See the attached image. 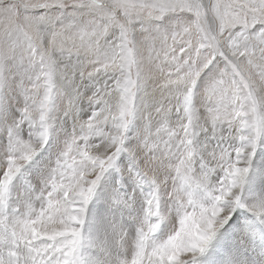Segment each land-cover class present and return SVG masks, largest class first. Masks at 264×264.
Segmentation results:
<instances>
[{
    "label": "snow or ice",
    "instance_id": "snow-or-ice-1",
    "mask_svg": "<svg viewBox=\"0 0 264 264\" xmlns=\"http://www.w3.org/2000/svg\"><path fill=\"white\" fill-rule=\"evenodd\" d=\"M0 118V264H242L233 212L264 224V194L242 198L264 148V0H0ZM54 129V166L18 189Z\"/></svg>",
    "mask_w": 264,
    "mask_h": 264
},
{
    "label": "rangeland",
    "instance_id": "rangeland-1",
    "mask_svg": "<svg viewBox=\"0 0 264 264\" xmlns=\"http://www.w3.org/2000/svg\"><path fill=\"white\" fill-rule=\"evenodd\" d=\"M24 135L25 136H27V131H25V133H24ZM65 135L66 134H62V133H60L59 135H56L55 137H57V139L60 141V143H61V146H62V144H63V141H64V139H65ZM48 147H47V146ZM45 145V147L40 151V152H38L34 157H33V159L31 160V161H29V163H28V165L26 164L25 165V168L24 169H26V170H28V174L27 173H25L26 174V177L24 178L23 176H24V173L23 172H27V171H23L22 172V174H23V176L21 175H18V177L16 178V181L17 182H14L16 185H17V187H18V189H23L25 186H27V184L28 183H30V182H33L34 183V181H31V179L32 178H34V177H39V178H42V176H46L47 174H48V172L47 171H50L51 170V168L53 167V165L55 164V159H56V156H57V154H58V151L56 152H54V148H52V147H50L48 144H46ZM6 147L7 146H4L3 148H2V150L1 151H5L6 150ZM44 149H45V153L43 152L44 151ZM264 148H258L257 149V154H256V157H254L253 158V167H252V171H254V172H251V170H250V172H249V174L250 175H248V177H247V179L245 180V182H244V185H243V189H242V198L243 199H245V200H248V201H251V200H253V195L255 194V193H257V194H255L254 195V199L255 198H257L258 196H260L261 195V193L262 192H264V179L262 178V176H261V173H264V160L262 161V159H264V157H262V153H264ZM40 153H43V155L44 156H46V158L48 159V160H44V161H42V162H49L50 161V164L49 165H51L50 166V169L49 170H46V167L44 166V164H42V166L40 167V168H38V169H35L34 170V168L32 167L33 165H34V160H35V158L40 154ZM261 159V160H260ZM51 160H52V162H51ZM256 160V161H255ZM255 161V162H254ZM31 162V163H30ZM259 162V163H258ZM4 163H6V161L5 160H3L2 159V162L0 163V164H4ZM33 163V164H32ZM53 164V165H52ZM255 164H256V166H255ZM30 165V166H29ZM32 165V166H31ZM29 166V167H28ZM31 167V168H30ZM45 167V168H44ZM27 168H29V169H27ZM44 168V169H43ZM257 168V169H256ZM260 171H259V170ZM34 170V171H33ZM258 170V171H257ZM112 170H109V172L108 173H106L105 174V176H104V178L102 179V181L101 182H103V180L107 177V174H109L110 172H111ZM33 172V173H32ZM36 172V173H35ZM255 173H257V174H255ZM29 174H31V176L29 175ZM36 174V175H35ZM39 174V176H37ZM20 177H22V178H20ZM253 177L254 178H257V179H253ZM19 179H22V180H26V181H28V182H26L25 183V181H22V180H19ZM27 179H29V180H27ZM118 176H117V174L114 172V174H113V177H112V179L109 181L110 182V184H108V185H113V186H115L117 183H118ZM19 180V181H18ZM117 180V181H116ZM114 181V182H113ZM23 182V183H22ZM250 182H251V184H253V185H251L250 184ZM262 182H263V184H262ZM25 183V184H24ZM32 183V184H33ZM249 183V184H248ZM35 184V183H34ZM115 184V185H114ZM259 185V186H258ZM100 186H101V183H100V185L98 186V189H97V195H98V191H99V188H100ZM262 186V187H261ZM247 187H249L250 188V190H251V192H250V190H246V192H245V188H247ZM258 187V188H257ZM111 189L112 188H110V189H108V191L110 192L111 191ZM253 189V190H252ZM256 190V191H255ZM258 190V191H257ZM260 190V191H259ZM263 190V191H262ZM245 192V193H244ZM253 193V194H252ZM247 196H246V195ZM249 194V195H248ZM264 194V193H263ZM96 195V196H97ZM105 197H107V196H103V195H101V198H102V200H98L97 201V203H95V198L96 197H94V199H93V201L91 202V204H90V206H89V208H90V214H94V215H100V214H102V213H104L105 212V210H106V207H107V205H106V199H104ZM249 197H250V200H249ZM95 203V204H94ZM100 204H102V205H100ZM94 210V211H93ZM237 214V215H236ZM247 214V215H246ZM251 214V215H250ZM249 215V216H248ZM236 217H239V221H240V224L241 225H246L247 227L248 226H251V225H253L254 227H256V228H258L259 226H261V228L259 227V229H261L262 231H263V234H257V233H255V235H252V233L251 234H249L251 237H254V238H261L262 239V241L264 242V225L263 224H261V222L252 214V213H250V212H248V210L246 209V208H237L234 212H233V214H232V218H230V220H229V224H231L232 223V221L236 218ZM251 218V219H250ZM248 219V220H247ZM255 221H254V220ZM251 220H253V221H251ZM258 226H257V225ZM226 226V228L228 227V225L226 224L225 225ZM263 227V228H262ZM221 231H223V229H221ZM257 234V235H256ZM218 235H219V233H218ZM263 236V237H262ZM163 237V236H162ZM163 238H165V237H163ZM215 241V240H214ZM245 250V252H246V254H247V256L254 262V263H257L258 262V257H257V254H256V252L253 250V249H244Z\"/></svg>",
    "mask_w": 264,
    "mask_h": 264
},
{
    "label": "bare ground",
    "instance_id": "bare-ground-1",
    "mask_svg": "<svg viewBox=\"0 0 264 264\" xmlns=\"http://www.w3.org/2000/svg\"><path fill=\"white\" fill-rule=\"evenodd\" d=\"M65 127H70V125H66ZM60 133H62V134H65V132L64 131H57V130H53V132H52V134L50 135V137H49V141H48V145L50 146V147H52V148H54V152L56 151H59V148L61 147V143H60V141L57 139V137H55L56 135H59ZM7 143H8V134H7V127L5 126V124H4V122H3V119L2 118H0V163L2 162V155H3V151H1L2 150V148L4 147V146H7ZM47 146V145H46ZM2 147V148H1ZM48 147V146H47ZM264 151V150H263ZM44 153H45V149H44V151H43ZM256 157V156H255ZM257 158V157H256ZM123 157L121 158V160L123 161ZM44 160H48L47 158H46V156H44L43 155V153H40L36 158H35V160H34V165L32 166L33 168H34V170L35 169H38V168H40L41 166H42V164H44V166L46 167V170H49L50 169V166L51 165H49L50 164V161L49 162H42V161H44ZM261 160V159H260ZM264 159H262V161H263ZM256 161V160H255ZM254 161V162H255ZM51 162H52V160H51ZM264 162V161H263ZM31 163V162H30ZM259 163V162H258ZM33 164V163H32ZM28 165V164H27ZM53 165V164H52ZM30 166V165H29ZM28 166V167H29ZM54 166V165H53ZM255 166H256V164H255ZM44 167V168H45ZM31 168V167H30ZM43 168V169H44ZM27 169H29V168H27ZM41 169V168H40ZM257 169V168H256ZM25 171H27V172H23L24 173V176H23V174H21L24 178L26 177V174L25 173H27L28 174V170H26V169H24ZM23 170V171H24ZM33 170V171H34ZM259 170V169H258ZM257 170V171H258ZM260 171V170H259ZM47 172H49V171H47ZM251 172H254V171H252V169H251ZM33 173V172H32ZM36 173V172H35ZM113 174H114V171H111L109 174H107V177L103 180V182H101V186H100V188H99V191H98V195L96 196V198H95V203H97V201L101 198V195H103V196H108L109 195V191H108V189H110V188H113L114 186L113 185H108V184H110V180L112 179V177H113ZM255 174H257V173H255ZM20 175V176H21ZM30 176H31V174H29ZM36 175V174H35ZM250 175V174H249ZM37 176H39V174L37 175ZM43 177V176H42ZM19 178V177H18ZM20 178H22V177H20ZM23 179V178H22ZM22 179H19V180H22ZM247 179V178H246ZM253 179L255 180V179H257V178H254L253 177ZM264 179V178H263ZM18 180V181H19ZM27 180H29V179H27ZM22 181H25V183L26 182H28V181H26L25 179L24 180H22ZM31 181H34V183L35 184H37L38 182H39V179H38V177H34V178H32L31 179ZM117 181V180H116ZM15 182H17V181H15ZM114 182V181H113ZM23 183V182H22ZM24 183V184H25ZM30 183H33V182H30ZM33 183V184H34ZM249 184V183H248ZM250 184H251V182H250ZM262 184H263V182H262ZM18 185V184H17ZM115 185V184H114ZM251 185H253V184H251ZM259 186V185H258ZM19 187V186H18ZM262 187V186H261ZM244 188V187H243ZM258 188V187H257ZM264 188V187H263ZM246 190H250V188L249 187H247V188H245V192H246ZM253 190V189H252ZM256 191V190H255ZM258 191V190H257ZM260 191V190H259ZM263 191V190H262ZM244 192V193H245ZM250 192H251V190H250ZM264 192H262L261 193V195L263 194ZM243 194V193H242ZM253 194V193H252ZM255 194H257V193H255ZM254 194V195H255ZM246 195V194H245ZM249 195V194H248ZM254 195H253V199H254ZM247 196V195H246ZM244 198V197H243ZM104 199H106V197L104 198ZM100 200H102V198L100 199ZM249 200H250V197H249ZM94 203V204H95ZM100 205H102V204H100ZM94 211V210H93ZM237 215V214H236ZM247 215V214H246ZM251 215V214H250ZM249 216V215H248ZM251 219V218H250ZM248 220V219H247ZM254 220V219H253ZM253 220H251V221H253ZM255 221V220H254ZM253 221V222H254ZM257 225V224H256ZM264 225V224H263ZM258 226V225H257ZM260 228H261V226H259ZM259 227L258 228H256V227H254L253 225H251V226H248V229H249V234H251L252 233V235H255V233H257V234H263V231L261 230V229H259ZM225 228H226V226H225ZM263 228V227H262ZM169 230H171V225H168V223L167 222H165V225H162V229H161V231L157 234L159 237H161V238H163V237H166V235H167V232L169 231ZM256 234V235H257ZM218 235V234H217ZM163 236V237H162ZM250 236V235H249ZM264 236V235H263ZM262 236V237H263ZM250 238H251V243H245L242 239H240V240H238L237 242H238V244L240 245V248H239V259H240V261H242V264H264V242L262 241V239L259 237V238H254V237H251L250 236ZM264 238V237H263ZM213 242H215V241H213ZM244 249H253L255 252H256V254H257V257H258V262L257 263H254L248 256H247V254H246V252H245V250ZM199 259H202V257L201 258H199Z\"/></svg>",
    "mask_w": 264,
    "mask_h": 264
}]
</instances>
